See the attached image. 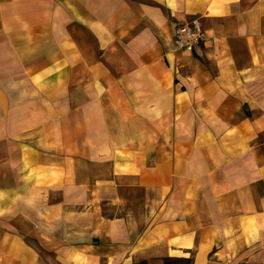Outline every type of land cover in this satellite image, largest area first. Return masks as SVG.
Listing matches in <instances>:
<instances>
[{
    "label": "crops",
    "instance_id": "crops-1",
    "mask_svg": "<svg viewBox=\"0 0 264 264\" xmlns=\"http://www.w3.org/2000/svg\"><path fill=\"white\" fill-rule=\"evenodd\" d=\"M0 264H264V0H0Z\"/></svg>",
    "mask_w": 264,
    "mask_h": 264
},
{
    "label": "built area",
    "instance_id": "built-area-1",
    "mask_svg": "<svg viewBox=\"0 0 264 264\" xmlns=\"http://www.w3.org/2000/svg\"><path fill=\"white\" fill-rule=\"evenodd\" d=\"M205 38V32L197 17L175 22L171 50L173 53L192 51Z\"/></svg>",
    "mask_w": 264,
    "mask_h": 264
}]
</instances>
